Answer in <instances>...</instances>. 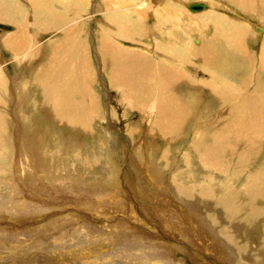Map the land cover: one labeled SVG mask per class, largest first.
Returning <instances> with one entry per match:
<instances>
[{"label":"bare ground","instance_id":"6f19581e","mask_svg":"<svg viewBox=\"0 0 264 264\" xmlns=\"http://www.w3.org/2000/svg\"><path fill=\"white\" fill-rule=\"evenodd\" d=\"M57 1L0 0V23L11 27L7 34H0V172L11 174L14 187L48 177L49 173L55 179L61 177L65 182L93 188L82 182L81 175H73L74 167L62 174L44 165L40 150L35 149L36 138L25 117L20 118V111L32 102L33 91L39 90V109L56 126L77 133L90 132L101 117V99L91 86L96 82L94 71L99 64L101 78L108 87L122 91V96L119 94L124 110L141 115V126L128 128L134 137L140 135L136 145L146 162L161 149L159 160L153 161L159 173L152 169L163 175L171 167L168 175L172 182L161 176L165 192L172 191L166 183L171 184L179 198L202 206L212 224L239 249L242 264H264V257L257 260L264 251L257 248L256 240L251 239L247 245L246 237L253 232L243 238L239 225L234 224L247 213L250 216L243 219L261 225L264 231V165L258 160V169L247 172L264 149V33L258 58L244 45L251 36H260L255 30L264 31L247 20L249 15L256 17L259 13L264 17V0H219L218 4L209 0L110 1L104 3V18L98 20L105 21L90 42L83 20L90 5L88 8L65 1L55 5ZM190 2H201L204 7L190 10ZM223 9L231 14L226 16ZM233 14L243 20L239 23L236 18L229 19ZM90 19L96 20V16ZM17 67L27 68L20 78L29 77L23 90L17 85ZM10 106L12 110L7 112ZM152 149L154 152L148 156ZM108 159V175L94 189L120 191L122 169ZM181 165L183 168L178 170ZM137 191L134 195L141 196ZM197 206L189 207L196 212L200 209ZM170 213L180 233L184 232L179 221L173 219L174 209ZM106 242V237L95 238L94 244L53 251L51 259L64 264L65 258L88 256L93 262L85 261L87 264H124L113 251L115 258H109V251L89 255L94 247L105 251ZM196 246L194 243L192 248ZM166 251L146 248L143 259L147 262L135 260L134 264H179L177 257L184 256L175 250L168 256Z\"/></svg>","mask_w":264,"mask_h":264},{"label":"rangeland","instance_id":"374dc122","mask_svg":"<svg viewBox=\"0 0 264 264\" xmlns=\"http://www.w3.org/2000/svg\"><path fill=\"white\" fill-rule=\"evenodd\" d=\"M62 1L73 2L72 4L74 5L82 3L83 7L87 5L86 7L88 8L90 5L88 14L84 13L83 15V20L86 22L85 30L88 29L89 42L100 29V23L105 21L103 19L98 20L104 16L103 14L106 11V8L103 7L106 5L104 3H111L112 1H114V4L117 1L124 3V0H103L104 2L102 0H58L55 5L61 4ZM209 1L219 2V0ZM100 4H103L102 7ZM93 6H95V11L92 10ZM222 13L226 16L231 14L224 9ZM93 15L96 16V20L90 19L89 22V16ZM242 15L246 14L242 13ZM235 18L238 19L239 23L243 20L240 16L237 17L234 14L229 16V19ZM83 20L81 19L80 21ZM247 20L251 21V25L258 24V27L264 29L262 13H259L256 17L249 15ZM8 31H11V27L0 23V34L1 32L7 34ZM255 32L260 36H257L256 39L251 36L252 38L244 40V45L258 58L261 55L260 47L264 31L258 32L255 30ZM246 41L249 42L247 45ZM93 50L92 48V57L96 54ZM2 59L5 60L4 58ZM97 69L98 71H96ZM26 70V67L14 68L19 79L17 85L22 90L23 83L29 78L25 77L20 81ZM95 73L97 74L96 82L91 84V86H94L92 89L97 93L98 98L101 99V117L100 119L98 118L99 121L94 122L90 132L85 134L77 133L56 126L51 119L41 113L42 100L40 99L39 90L33 91L32 100H30L32 101L30 102L31 104L26 103L25 108L20 111V118L21 116L25 117L23 120H26L28 128L36 138L38 146L35 149L40 150V158L44 165L62 174L74 167L71 169L74 171L73 175H81L82 182L92 185L93 188L65 182L59 179L61 177L55 179V176L49 173L48 177H41L33 182L21 183L22 185L18 184L17 187H14L13 183L11 184V181H13L11 174L0 172V188L3 189H0L2 200L0 203V264H63V261L53 262L51 259L53 251L64 252L70 250L73 246L79 247L88 243L94 244L95 238L99 237H106L108 241L106 242L107 244L103 245L104 249L102 250L105 251L100 252L101 250H96L94 247L91 248L89 255H99L109 251V258L114 257V253L118 254L117 257H120L118 260L125 262L124 264H128V262L134 264L138 260V263L147 262V259H143V257L146 256L144 254L145 249L149 247H152V250H167L166 254L168 256L172 255L171 250L172 252L175 250V252L183 254L182 258L177 257L179 264H242L239 249L221 234L214 223V225L212 224L213 221L208 217V212L202 206H199L202 211L198 209L197 213L194 212L193 209L197 205H191L179 198L175 194L173 187L170 186L171 184L166 183L169 189L172 188V191L165 192L166 186L161 183V176H167L169 178L168 181L172 182V176L168 175L171 167L169 169L166 168L163 175H159L154 172L155 170L159 173V170L154 166L157 163L153 162L159 160L161 149L157 152H154L155 149L148 151V156L150 153H154L150 159L148 157L146 162L143 153L140 152L136 145L140 135L134 137L129 133V128L135 127L134 125L141 126L143 121L141 115L136 111L126 112L124 110L125 106L120 102L122 91L111 90L112 87H108L109 85L106 81L101 78V67H99V64L94 71ZM11 108L12 106L8 107L6 111H11ZM65 129L67 130L66 132ZM109 133L111 134L110 139L108 137ZM262 155H264V149L254 165L248 169V174L256 171L259 165H264V156ZM108 156L118 164L117 168H120V171L122 169V184H120L122 191L114 190L110 192L109 188L104 187L101 190L94 189L108 175L105 171L107 162L108 165L110 164ZM155 157L156 160H154ZM261 158L263 162L260 163L262 161ZM182 168L183 165L178 170ZM176 176L179 178L178 174ZM223 178L225 179V177ZM223 178L221 177L224 181ZM7 179H9V185H6ZM213 179L216 180L218 178L213 177ZM243 179L245 181V178ZM230 183L232 182L230 181ZM126 191L131 194H124ZM135 191L141 196L134 195ZM126 198L128 201L125 200ZM199 207L197 206V208ZM172 209L175 212L173 219L176 222L178 220L179 225L184 228L182 233L178 230V226L172 222L173 220L170 219ZM242 215L244 217L246 215L250 216L247 213ZM244 217H240V221L234 224L239 225L243 238L246 237V234L255 233L251 234L253 237L250 234L251 237H246L248 247L251 244V239H255L257 248L264 251V231L261 228L262 226L246 222L243 219ZM251 225L257 226V229H254ZM246 230L251 231L246 232ZM189 233L191 237L187 235ZM93 235L97 236L94 237ZM257 236L258 238H256ZM124 239H128L129 241L125 240L128 243L124 244ZM190 240L191 242L193 241V244L189 243ZM174 242L178 243V245H174ZM194 243H197L199 247L192 248ZM241 243L243 244L245 241L242 239ZM135 245L139 248H136ZM129 250L133 253L128 257ZM198 252L201 253L198 254ZM123 256L125 259L122 258ZM260 256L261 258L257 256L258 261H262L264 252ZM131 258H134V260ZM76 259H68L66 261L65 258L64 264H87L93 262L91 260L93 258L88 256L80 258L81 260L79 258ZM111 262L113 263V261ZM119 263L117 262L116 264ZM251 264H253V261Z\"/></svg>","mask_w":264,"mask_h":264},{"label":"water","instance_id":"95a60500","mask_svg":"<svg viewBox=\"0 0 264 264\" xmlns=\"http://www.w3.org/2000/svg\"><path fill=\"white\" fill-rule=\"evenodd\" d=\"M187 7L190 10H199V9H202L204 7V4L201 2H190L187 4Z\"/></svg>","mask_w":264,"mask_h":264}]
</instances>
